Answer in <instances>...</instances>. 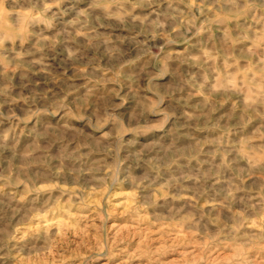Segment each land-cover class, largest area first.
I'll list each match as a JSON object with an SVG mask.
<instances>
[{"label":"rangeland","instance_id":"rangeland-1","mask_svg":"<svg viewBox=\"0 0 264 264\" xmlns=\"http://www.w3.org/2000/svg\"><path fill=\"white\" fill-rule=\"evenodd\" d=\"M0 264H264V0H0Z\"/></svg>","mask_w":264,"mask_h":264}]
</instances>
